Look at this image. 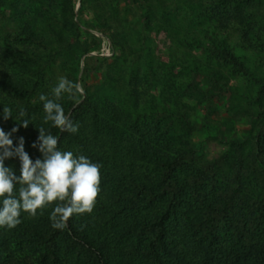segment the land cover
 Returning <instances> with one entry per match:
<instances>
[{"label": "rangeland", "instance_id": "1", "mask_svg": "<svg viewBox=\"0 0 264 264\" xmlns=\"http://www.w3.org/2000/svg\"><path fill=\"white\" fill-rule=\"evenodd\" d=\"M61 77L82 85L83 95L58 103L85 107L67 151L99 164L101 178L159 182L162 168L139 156L141 141L156 129L158 137L180 133L187 161L233 199L219 221L222 235L232 212L235 220L260 216L264 181L251 151L264 121V0H0V129L13 148L23 139L33 162L42 159L38 136L47 123L39 97L52 98ZM232 142L236 152L226 157ZM4 165L19 177L18 157ZM119 201L100 183L93 211L83 215L113 264H140L122 220L112 221ZM36 218L21 212V220ZM173 224L175 245H201L183 220ZM248 226L254 236L260 231L259 222ZM29 237L19 225L0 227V258L47 264ZM62 247L61 264H92L80 246Z\"/></svg>", "mask_w": 264, "mask_h": 264}, {"label": "trees", "instance_id": "2", "mask_svg": "<svg viewBox=\"0 0 264 264\" xmlns=\"http://www.w3.org/2000/svg\"><path fill=\"white\" fill-rule=\"evenodd\" d=\"M61 105L65 115L74 124L79 113L85 110L83 103L75 106L70 100ZM185 122L187 120L180 123ZM262 125L258 127L254 136L251 159L260 169L264 181ZM44 130L46 134L50 133L58 138V149L61 151L69 150L68 145L77 136V132L73 134L61 131L50 121L46 123ZM158 131L155 130L152 139L147 137L142 139L139 156L145 161L161 166L159 182L142 184L143 187H140L139 184L132 186L124 181L111 183L109 175L101 178L102 187L109 191L110 196L120 198L119 202L113 204L112 221L122 220L125 226L121 235L128 243L132 242L134 245L139 263L264 264V200L260 203L263 209L257 218L235 220L237 215L232 212V218L226 219L225 234L222 235L219 221L224 214H228V209L232 208L233 204H230L232 197L226 190L217 194V190L207 183L210 180L208 175L187 161L185 147L176 145L177 142L184 144L180 133L174 135L164 130L163 136L158 137ZM161 137L163 140H159ZM236 144L234 142L229 144L225 152L226 157L236 152L238 145ZM40 157L42 158V154ZM54 207L55 204L38 210L36 222L21 220L19 224L30 232L29 239L32 244L38 243L43 247L40 256L47 264H61L62 245L66 248L72 245L80 246L89 254L92 264H113L108 249L101 241L95 240L96 230L85 220L83 214H74L62 230L53 228L50 217ZM178 220H183L195 237L199 236L201 245L197 246V249L179 248L175 245L171 233L173 235L175 230L173 222ZM251 220L259 222L260 231L255 236L249 230L248 223ZM128 245L123 248H128ZM73 248L76 249L75 246ZM0 264L33 263L29 260L5 261L0 258Z\"/></svg>", "mask_w": 264, "mask_h": 264}, {"label": "clouds", "instance_id": "3", "mask_svg": "<svg viewBox=\"0 0 264 264\" xmlns=\"http://www.w3.org/2000/svg\"><path fill=\"white\" fill-rule=\"evenodd\" d=\"M65 94L79 102L77 94L83 95V87L61 77L52 89V98L42 94L39 99L43 102L45 122L74 134L78 125L65 115L58 103ZM20 115L25 113L21 111ZM3 116L4 119L11 117V109L4 107ZM28 123L23 120L24 127ZM38 142L42 159L33 162L24 151L23 139L13 148L9 134L0 129V227L13 229L22 222L21 212L35 217L38 210L55 204L50 217L52 227L62 230L74 214H90L95 207L100 192V165L83 155L59 150L58 138L45 134L43 128L39 129ZM12 157L20 161L19 177L4 165V160ZM17 184L20 185L18 195Z\"/></svg>", "mask_w": 264, "mask_h": 264}]
</instances>
